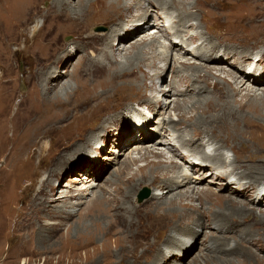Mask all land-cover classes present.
<instances>
[{
    "label": "rangeland",
    "instance_id": "1",
    "mask_svg": "<svg viewBox=\"0 0 264 264\" xmlns=\"http://www.w3.org/2000/svg\"><path fill=\"white\" fill-rule=\"evenodd\" d=\"M76 1L72 0V5H76ZM204 2L199 0L196 3L197 8L200 7L202 11H200L202 21L200 29L204 30L205 24H207V34L214 37V43L218 41L219 47L225 48V45L238 47L245 54H251V56L262 52L263 56L259 54L256 59L260 61V64L264 63V38H258V36L264 37V31H260L261 33L259 32L257 35L248 27L246 32L241 31L242 36L238 41L231 39L234 31L231 28L235 27L236 24L243 23V18L249 19L254 12L260 16V19L264 18V0H208V3L214 4L213 8L215 9H209L207 2ZM244 5L245 7H243ZM45 6L43 4V8ZM19 7L17 8L15 0H0V96L11 98L9 103L12 104H8L9 109L10 106L11 110L22 107L21 111L26 112L42 96L44 98L43 92L45 90L40 87L38 75L42 71L44 73L49 71L53 62L58 61L59 55H61V58L69 59L68 66H64L65 63H63L61 64V69L67 67L68 70H73L76 67L74 69L75 77L71 78L73 85L76 84V81L82 85L86 82L88 89H91L97 81H100L91 72L93 70L97 73L100 70L97 65L94 68L90 67L87 57L83 59V64L79 61L86 52H89V54L92 50L99 52V49L103 46L102 44H104L102 42L104 37L94 38L90 31H92L94 26L93 32L109 31L112 21L107 19L111 18L105 20L97 18L88 31L78 26L73 32H65L64 34L67 35L68 33L70 37H74L73 43L72 40H65L67 38L63 33L60 37L61 39L54 38V33L51 32L50 23L46 18L47 16L41 13L37 16L35 9L30 8L29 3H24L22 10ZM175 9L177 7L173 8V10ZM238 10V14L242 12L245 14L238 15ZM29 12L31 13L29 14ZM220 14L222 15L221 17L218 16ZM147 18L150 25L144 31L128 39L125 42L126 44L124 43L127 47L129 46L128 48L120 46L119 49L117 47V42L120 41L121 43L122 39L115 41V43L113 41L109 43L110 48L114 45L112 49L116 50L115 53L118 58L128 54L131 50V44L138 42L146 33L153 34L150 29L155 26L154 22L157 21L155 12L147 13ZM193 21L194 19L190 22ZM124 24L129 23L126 20L123 22ZM248 24L252 25V22ZM37 25H39L38 27L44 26L41 27L40 34L37 32L35 35L33 27ZM100 26L104 28L102 29ZM191 26L187 27V30L191 34H195V30L193 31ZM164 27L163 30H165ZM213 34H218V37ZM62 39L63 41H61ZM256 39L258 40L257 43H255ZM58 40L60 44H58ZM160 40L161 42L156 45V48L158 47L157 49L162 51L164 48L161 45L169 41L165 38ZM50 42L52 44L55 42L56 44L52 45ZM61 44L62 46H60ZM196 44L199 45L198 42ZM196 44L193 50L194 55H197L195 54ZM50 45H56L57 49L53 47L51 51L50 48L52 46L50 47ZM75 45L77 49L74 51ZM248 45H251L249 46L250 49L246 50L243 48ZM204 46L202 45V47ZM145 47L149 50V47ZM45 48L48 49L46 50ZM54 50L55 52H53ZM215 50L216 46L215 49L212 47L209 53H214ZM119 51H122L120 56L118 55ZM176 53L170 54L166 62L157 61L165 65L166 72L162 73L159 70L162 73V76H159L162 78L157 80L156 87L158 90H156V96L154 94L153 100L164 98L163 92H160L159 89L168 87L167 85L173 74L172 71H176L178 67L180 68L181 61L190 62L188 60L190 56H180V54ZM237 55L232 56L233 59H236L235 63L228 64L224 62V65L228 66V68L237 67L239 65L237 60L239 61L240 59L241 61L239 54ZM205 58L208 60L210 55ZM176 59H179L178 63H175ZM243 59L250 62L248 58L243 57ZM190 60L194 61L195 59ZM107 63L112 67L114 65L115 68L116 63L111 57L106 60ZM208 63L213 62L210 61ZM80 67H83V69H80ZM191 68L181 67L177 73L179 76L178 81L181 82L179 79L183 75L186 77L185 79H188L192 72L195 73V68ZM84 69L86 71H83ZM87 70L89 74L91 73V76L93 75L92 77L86 75ZM75 71L78 72L76 73ZM149 71L153 74L157 69L149 68ZM63 72L65 76L62 82L70 80L66 71ZM262 73L263 71L258 72L259 75H264ZM86 76L88 79H86ZM186 84L188 85L185 86V90H190V95L185 97L182 95L169 96L172 101L174 99L180 101L187 107L186 109H173L174 103L170 100L166 108H162L157 102L156 111H153L154 108L152 110L149 107V104L153 103L152 99H150V93L139 92L129 97L124 95L114 97L109 101V105L105 108L106 110L100 111L102 116L100 119L98 118L99 120H96L97 123L90 121L89 124H94L74 136L75 141L72 140L69 144H61L59 135H57L58 132L49 134L51 137H47L44 141L48 142L51 140L54 144H52L51 149H47V152L43 154L44 156H39L36 152L37 147L43 141L32 144L30 150L35 148L34 152L36 154L27 162L28 166H25L28 157L17 160L13 159L15 154L10 156L7 150L10 147V150L13 148L12 144L15 141L12 135H8L5 151L0 153V264H264V201L262 203L264 196L256 202L254 193L251 194L252 191H246L240 196L230 192L227 188H224L223 184H220L219 178H212V181L209 180L211 171L209 167L205 168L204 172L198 171V167L190 170L184 164L187 163L183 156L186 150L180 149L179 152H176L177 146L171 147V145L172 149L166 150L168 156L175 154L174 160L177 159L176 161L179 165L183 164L180 166L182 169H189V172L192 173L191 175H194L191 183L177 188L171 194H167L168 189L160 185V178L156 180L151 178V171H157L151 166L147 167V172L150 175L149 179L142 178L140 173L135 181L138 182L137 185H131L130 189L121 180V171L130 157L138 159L131 169L132 172H135L138 167H143L147 163L146 159L141 158V154L145 152L144 147L149 145L147 143H153L154 140L159 139L163 145V142L168 140L165 138V134L163 135L166 131L165 127L162 128L160 125L163 117L169 119L172 116L176 122L182 119L187 121V123H193L195 121H192V119L198 116L201 117L202 110L198 113L191 112L189 108L191 103H188L189 101H194L193 98L195 97L192 96L195 95L193 92L196 93L195 90L198 85L196 83ZM191 85L196 88H190ZM254 86L259 89L258 92L260 93L262 88H264V83ZM60 87L62 86H56L52 90L46 91V96L53 98ZM208 88L209 91H204V95L205 92L210 94L216 92L211 89V84L208 85ZM28 89H31L32 93L31 97L27 99ZM32 89L35 90L32 91ZM60 92L62 93L61 96H63L64 89H60ZM39 93L41 95L40 98ZM25 96L27 101H23L22 104ZM2 105L0 103V108ZM213 112L215 113L216 110H213ZM246 115L250 125H247L242 118L235 117L233 120L236 124L233 122V124L226 125L221 121L213 120L212 124L202 126L209 129L212 128L214 133L219 134L218 139L224 140V143H226L223 151L229 157L233 158L234 155H242L245 158V161L239 160L237 165L241 168L237 171L241 175L243 174L244 182L249 180L256 187V183L259 181L264 184V118L255 117L248 111H246ZM140 119H143L148 124V129H146L148 135L156 133L154 138L149 139V141H135L141 136L139 133L145 130L141 129L143 122L140 123ZM183 125L180 122L179 124L170 123L168 131L170 133V130L174 131L176 129V133L189 134L191 127ZM194 134H198L197 131ZM90 135H93V137L88 139ZM131 136L136 137L135 140L127 148L123 149L121 143L123 140L128 141ZM36 138L38 136L34 137V140ZM208 138L209 136L205 139L207 140ZM56 139H59V141ZM219 140L209 141L208 149L219 147L222 143ZM200 141L199 139L197 142ZM16 143L17 141L15 145L13 144L14 147H17ZM141 147L144 148L142 153L138 150ZM115 149L116 151H114ZM155 149L158 152L161 150V148ZM183 173L184 171L179 175ZM89 178H93V185H91L93 181H90ZM192 186L212 188L210 197L213 199L219 194L238 196L245 203L246 211L240 212L233 208L232 205L222 207L220 206L221 204L211 201V203H201L200 199L195 197L185 198L184 204L182 203L185 205L183 209L172 208L169 205V201L174 195L172 193L178 192L181 188L185 191L187 189L190 190ZM144 189H149L150 194L145 199H140L139 195ZM153 193H160L161 195L164 193L166 196L164 198L153 197ZM124 197L125 199H123ZM96 198L102 199L100 205L93 207V202L96 201ZM116 205L119 206L114 208ZM121 207L139 209L140 214L132 216L124 212V209L118 212ZM157 212L159 215L156 217ZM182 214V223L175 224L177 219H181L179 217ZM191 217H193L194 222H197L193 226L192 231L187 233L186 228H184V220H188ZM148 225L149 227H147ZM173 225L174 227L177 225L176 227L179 230L171 232V228L173 229L171 226ZM90 236L93 237L94 242L92 241L88 245L77 249L78 244L76 243L80 239ZM71 245H73L74 253H79V255L74 259L66 256L62 261L58 262L59 256L65 250L67 253V249H70ZM86 252L92 255L89 254V257H87ZM91 256L97 257V261L95 262L94 258H90Z\"/></svg>",
    "mask_w": 264,
    "mask_h": 264
},
{
    "label": "bare ground",
    "instance_id": "2",
    "mask_svg": "<svg viewBox=\"0 0 264 264\" xmlns=\"http://www.w3.org/2000/svg\"><path fill=\"white\" fill-rule=\"evenodd\" d=\"M197 1L199 0H77L76 5H72V0H15L17 4V8L20 6L19 8L21 10L23 4L27 2L30 4V8H32L33 10L35 9V14H37V16L39 13L45 14L47 16L45 17L48 19L50 23L49 24L50 30L51 32L54 33L53 34L54 38H60L62 36V33L64 34L65 32L68 33L73 32L78 26L88 31L91 28V24H93L97 18L104 20L107 18H111L107 20L112 21L111 22L112 26H110L109 31L107 32H97V33L93 32V28L95 26L92 27V31H90L92 36L94 38L104 37V40L102 41L104 44H102L103 46L100 45L101 48L99 49V52L98 51L96 52V50L95 51L92 50V52L90 53L91 55L89 54V52H86V54H84L81 60L79 61L80 63L83 64L82 62L83 59L87 57L89 61L88 64L90 65V67L94 68L95 65H97L98 66L97 68L100 69L97 73H95L93 70L91 71L93 72L94 76H97V80H100L97 81V83L91 89H88V84H86V82L83 83V85L79 84L77 81L76 84L74 85L72 84L71 78H73V76L75 77L74 69L76 67L73 68V70H68L67 67L65 69H61L60 67L61 64L63 63H65L64 66H68L69 59L65 57L61 58V55H59L58 61L53 62V64L51 63L52 65L49 71L45 73L44 71H42L38 75L39 78L38 80L40 81V85H41L40 87H42V89L45 90V92H43L44 98L43 96L42 98H40L41 95L39 93L38 95H40L39 96L40 100L38 98L39 101L36 102L30 108V110L26 112H22L21 111L22 107H18L16 109L11 110V106L10 109L8 108V104H10L9 101L11 98L8 99V96L4 98L0 96V103L3 104L2 107L0 108V137H1L0 153L5 151L6 148L5 144L8 142V141L6 142V139L8 140L9 137L8 135H12L13 140L15 142L17 141L16 143L17 147L16 146L14 147L15 142H13L14 144V145L12 144L13 148L10 150L11 148L10 147L9 148L10 151L9 150L7 151L10 153V156H12V154H15V156H13V159L22 160L24 157H28L25 164V166L26 165L28 166L27 162L30 159H32V157L34 156V154H36V152L39 156H42L44 153L47 152L48 148L49 149L52 148V144L54 143L51 140H49L48 142L44 141V139H47V137L49 138L51 137L49 136V134L58 132L57 135H59L58 137L61 140V144L62 143L69 144V142L75 139L74 136L78 135L80 131L94 124V123L89 124L90 121L96 122V120L100 119V117L102 116V113L100 111H105L106 110L105 108L109 105L108 104L109 101H111L114 97L121 95L129 97L134 95L135 93L141 92L146 94L150 93L151 94L150 99L154 98V94L156 96V90H158V88L156 87L157 80L162 78L159 75L162 76V73L166 72L165 65L160 64L157 61L160 60L162 62L163 61L166 62V60H168V58L170 57V54L172 55L174 52H177L178 54H180V56L182 55L186 57L190 56L188 58L190 62L181 61L180 68L178 67L176 71L175 70L172 71L173 74L171 75L170 82L167 85L168 87L159 89L160 92H163L162 95L164 96V98L161 100L160 98L155 100L152 99L153 103L149 104V107H151L152 110L154 108L153 111H156L157 108L156 106L159 103L160 106H162V108H166L171 100L169 96L182 95L183 97H185L187 95H190L189 94L190 90L187 89L185 90V86L188 85L186 83H191V84L196 83L198 85L197 89L195 90L196 93L193 92V94L195 95L192 96L195 97L193 98L194 101H189L188 103H191L189 104L191 105L189 107L191 112L194 111L195 113H198L200 110H202L201 117L198 116L197 118L192 119V121H195L193 123H187V121H183L182 119L177 120L180 123H183L184 124L183 126L186 125L191 127V132L186 135H182L181 133L178 132L177 135V133L175 132L176 129L174 131L170 130L171 132L169 133L168 131L169 124L170 123L179 124V122H176L174 120V117L172 116L169 119L163 117L162 122H160L161 123L160 125L162 126V128L165 127L166 131L164 130L165 133H163V135L165 134V138L168 140L164 141L165 143L163 142L162 145V142L159 139H156L154 140L155 143L154 141L153 143L150 142L151 144L147 143L149 145H146L144 147L145 149L142 148L143 146L140 149H138L139 152L141 153L143 149L145 150V152L141 154V158L146 159L147 163L145 166L138 167L135 172H132L131 171L132 166L137 163L138 159L130 157L126 162L125 167L121 171L122 182L128 186L127 188H129L131 185L136 186L138 182L135 181L140 173L142 178L149 179L148 177L150 175L147 172V167L151 166V168H154L155 170L157 169V171L154 170L151 171V178H153V180L160 178L161 179L160 185L168 189L166 192L167 194L168 193L171 194V192H173L177 188H180L183 185L189 184L193 181L194 175H191L192 173L189 172V169L194 170L195 168L198 167L199 168L198 171L204 172V169L209 167L211 170L209 174L210 181H212L211 180L212 178H216V179L219 178L220 184H223L224 188H227L230 192L240 196L246 193V191L248 192L252 191L251 194L254 193L255 195L254 200L256 202L257 200L261 199L264 196L263 182L259 181L258 183H256L257 185L255 187L252 184V182L249 180L248 182H244L245 180H243L242 177L243 174L241 175L240 172L237 171L239 168H241L237 165L239 164V160L245 161V158L242 155L241 156L234 155V157L231 158L227 154H225V152L223 151V147L226 146V143H224L225 141L219 140L218 139L219 134L214 133L212 128L209 129L208 127L205 126L203 127L202 125L206 124L207 126V124H212L213 120L221 121L226 125H229L231 123L233 124L234 122L233 118L235 117L242 118L243 121L248 125L249 119L248 116L246 115V111L253 114V116L255 117L264 118V88H262V91L259 93L258 92L259 89L254 86V85H261L264 83V75L257 74L260 70L264 69V63L260 64V61L259 60L257 61L256 59V57H258L259 54L261 56L263 55L262 52H259L251 56V54L250 55L245 54L238 47H228L225 45V48H222L218 46V41H216L217 43H214V37L207 34L208 31L206 29L207 24H205L204 30L200 29L202 23L200 16L201 9L200 7L197 8L196 5ZM203 1L207 2L209 9H215L213 8L214 7L213 3L211 2L208 3V0H203ZM43 4L46 5L44 8H43ZM245 5L243 7H245ZM175 7H177V9L173 10V8ZM152 11L155 12L157 17V21L154 22L155 26H153V28L150 29L151 31L154 30L153 34L146 33V35L143 36L138 42L132 43L130 46L131 50L128 54L120 56L122 54V51H119L118 55L121 58H118L117 54L115 53L116 50L114 48L112 49V46L114 45H112L110 48L109 43L110 42L112 43V41L113 43H115V41L122 39L121 43L120 41L117 42V47H119V49L120 46L127 47L125 45L126 44L125 42L128 39H130L135 34L144 31L146 27L150 25L148 22L147 13H151ZM238 12L239 10L237 11V14ZM30 13L31 12H29V14ZM242 14L245 13L242 12L239 13L238 15H242ZM170 15L172 17V22H171L172 30H168V31L166 29L163 30V27L165 26L164 23L165 21H167ZM211 15L213 16L212 12ZM222 15L220 14L218 16L221 17ZM192 19H194V21L190 22ZM126 20L128 21L129 24L123 25V22H125ZM242 20L244 21L243 23L241 24L239 23L238 25L236 24L235 27L231 28L234 30L231 39L238 41V39L241 38L242 36L241 31L246 32L248 27H250V29L253 30L257 35L260 31L262 32L264 31V18L260 19V16L256 12H254L249 19L243 18ZM250 22H252V25L248 24ZM190 25H192L191 27L193 31L195 30V34L193 33L191 34L190 31L187 30V27H190ZM38 26L39 25L33 27V33L35 35L37 32L39 33L40 29H42L41 27H43L44 25H42L41 27ZM181 27H183V29H181ZM68 33L67 35L64 34V36L66 35L67 38L65 40H69V41L72 40V42L74 43V37H70V34L68 35ZM171 33H174L173 38H171ZM213 35L214 36L217 35L218 37V34H213ZM162 37H166L169 42L166 44L165 43L162 44L161 47H163L164 49L160 51L159 49H157L158 47L156 48V45L161 42L160 39ZM258 38L260 39L264 37L258 36ZM257 39L255 43H257L258 41ZM61 41H63V39ZM58 42H59L58 44H60L59 40ZM197 42L199 43V45L196 44ZM246 42L248 43V41ZM195 44L197 45V47L195 48V54L197 55L193 54ZM52 45H50V47ZM202 45L205 46L202 47ZM55 46L56 45L52 46V48H50L49 46L47 47H49L52 51L53 47L54 49H57V46L56 47ZM60 46H62V44ZM145 46L149 47V50H147ZM215 46H216L215 52L214 53L212 52L213 54L209 53L212 47L215 49ZM249 46L251 45L244 46L243 48L248 50L250 49ZM74 48L75 51L77 49V46L75 45ZM45 49L47 50L48 48ZM53 52H55V50ZM237 54H239V58H241L240 65L234 68L233 67L228 68V66L224 65V62L228 64L235 63L236 59H233L232 56ZM208 55H210V58L207 60V58L205 57ZM54 57L56 56L54 55ZM110 57L116 63L115 68L112 63L111 64L113 65V67L110 66L108 63L106 64V60H108ZM243 57H245L246 59L248 58L250 62L245 61ZM190 59H195V60L191 61ZM210 61H212L213 63H208ZM178 62L179 59H176L175 63ZM183 66L192 67L191 69L195 68L194 69L195 73L192 72L191 75L188 77V79H185L186 77H184V75L181 76L179 79L181 80L180 82L178 81L179 76L177 73L180 71L181 67ZM149 68H156L157 71L151 74ZM80 69H83V67L82 68L80 67ZM159 70H161L162 73L161 71L159 72ZM63 71H66L67 75H69L70 77V80H65L64 82H62L63 77L65 76ZM83 71L86 70L84 69ZM83 75L85 76V74ZM86 75L91 76V73L89 74V71L87 70ZM86 79H88L87 76ZM209 84H211V89L215 90L216 92L213 94H210L209 92L208 93L205 92L204 95V91H209L208 88ZM56 86H62L60 87V89L62 90L64 89L63 96H61L62 93L60 92V89L59 90L57 89L56 93L54 94L55 96L53 98L47 97L46 91H50ZM190 88L195 89L196 87H193L191 85ZM28 90H29L28 92L29 94L27 99L31 97V93H32L31 89ZM34 90L32 89V91ZM25 100H26V96L24 100H22V104L23 101L25 102ZM171 102L174 103L172 108L175 110H184L187 108L177 99H174L173 101L171 100ZM213 110H216V112L219 113L216 114V112L214 113ZM140 123H142V125L140 124L141 129H145V130H143L142 133L141 132L139 133L141 136L138 137V140H135L136 137L133 136H131L128 141L123 140V142L121 143V147L123 149L127 148L128 145L132 143L134 140L139 142H146L149 141V139L154 138V136L156 135V133L152 135L150 134L148 135V132H146V129H148V124H146L143 119H140ZM234 124L236 123L234 122ZM195 131H197L198 134L195 135L194 134ZM172 132L174 133L171 135ZM168 134L171 136H169ZM36 136H38V138L34 140V137ZM207 136H209V138L206 140L205 138H207ZM89 137H93V135L88 136V139ZM59 139L56 140L59 141ZM199 139L201 141L197 142ZM213 140H217V141L219 140L222 143L221 145H219V147H215L214 149H208L209 146L208 144L210 143L209 141L212 142ZM40 141L43 142L40 144V146L37 147L38 151L36 150V152H34L35 148H33V150H30L32 144H37ZM18 143L19 144L21 143L20 147ZM170 145L171 147L177 146L178 150L176 149V152H179L180 149L186 150L183 156L185 157L187 163L184 164L185 166L187 165L189 169L184 170L182 169V167H180L183 164L179 165L176 161L177 159L174 160L175 154L170 156L167 155L168 152H166V150L172 149ZM155 148H161V150L158 152ZM114 151H116V149ZM152 158L154 159L151 160ZM162 171H166V172H162ZM183 171L184 173L179 175ZM89 179L90 181H93L92 180L93 178H89ZM197 180L199 179L197 178ZM91 183H92L91 185H93L94 181ZM212 190H213L212 188H204L199 186H192L190 190L187 189L186 191L181 188L178 190V192L172 193L174 195L171 197V200L169 201V205L172 208L177 207L179 209H183L185 207V205H183L184 199L189 197L190 198L195 197L200 199L201 203L206 204V202L211 201L221 204L220 206L222 207L232 205L233 208L237 209L240 212L246 211L247 207L245 206V203H243L242 200L238 198V196L235 195L232 196V194L230 195L219 194L213 199L212 197H210L212 194ZM163 191H165V189H163ZM160 193L157 194L153 193L152 196L153 197L157 196L158 198H164V196H166L164 193H162V195ZM149 194L144 196L143 199L148 197ZM101 199L102 198H96L95 199L96 201L93 202L94 203L93 207L100 205ZM123 199H125V197ZM251 199H253V197H251ZM263 201L264 199L262 200V203ZM118 206L119 205H116L114 206V208H117ZM122 209H124V212H127L132 216L140 214V211H138L139 209L134 210V208L131 207L130 208L121 207L118 212H121ZM158 215L159 213L157 212L156 217ZM182 216L183 214L181 215V217H179L181 219H177L175 221V224L182 223V218H183ZM196 222L197 221L194 222L193 217H191L188 220H184V225H185L184 228H186L187 233H190L192 231L193 226L196 224ZM176 226L175 227L174 225L171 226L174 229L173 230L171 228V232L179 230L178 227ZM147 227H149V225ZM92 241H93L92 236L80 239L79 242L76 243L78 244L77 249L78 247L88 245ZM67 250H68L67 253L65 252L66 251L65 250L59 256L58 262L62 261L66 256L70 257V259L71 258L74 259L79 255V253H74L73 245H71L70 249ZM89 254L87 253V257H89ZM90 258L92 259L94 258L93 260L95 262L97 261L96 260L97 257L95 258L94 256H91Z\"/></svg>",
    "mask_w": 264,
    "mask_h": 264
},
{
    "label": "water",
    "instance_id": "3",
    "mask_svg": "<svg viewBox=\"0 0 264 264\" xmlns=\"http://www.w3.org/2000/svg\"><path fill=\"white\" fill-rule=\"evenodd\" d=\"M149 193H150L149 189H144L139 195L140 199L143 198L144 196H146Z\"/></svg>",
    "mask_w": 264,
    "mask_h": 264
}]
</instances>
